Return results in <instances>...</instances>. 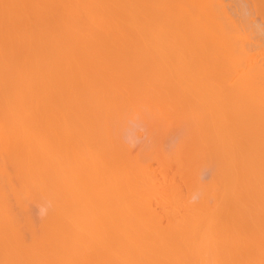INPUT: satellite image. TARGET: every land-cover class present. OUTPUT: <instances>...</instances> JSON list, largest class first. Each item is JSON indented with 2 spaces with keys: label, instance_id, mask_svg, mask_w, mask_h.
Wrapping results in <instances>:
<instances>
[{
  "label": "bare ground",
  "instance_id": "6f19581e",
  "mask_svg": "<svg viewBox=\"0 0 264 264\" xmlns=\"http://www.w3.org/2000/svg\"><path fill=\"white\" fill-rule=\"evenodd\" d=\"M138 77L150 81L146 83L145 78L142 81ZM151 79L163 80L165 83H158L164 86L152 85ZM138 87H141L140 94L146 89L155 95L158 89L167 90L166 94H171L170 88L175 89L176 99L172 96L168 101L171 104L172 98L175 105L166 104V108L185 105L189 95L190 106H185H189L190 112L196 106L202 110V119L200 111L196 117L197 107V115L192 113L196 123L191 113L188 112L186 118H191L186 121L193 122L198 129V134H193L198 147L194 144L193 148L197 147L194 150L191 146L194 151L191 150L190 159L208 161L213 171L211 182L206 185L203 179L201 186L205 189L196 191L201 194L200 200L178 202L184 199V195L183 199L180 195L182 186L177 185V178L169 179L171 171L163 180L165 183L158 185L157 171L138 165L149 171L144 172L147 174L144 176V170L139 173L147 185L144 181L141 184L142 177L138 175L139 189L145 191L147 186V196L138 190V176L133 173L137 182L134 175L129 176L134 177L133 182L130 181L136 183L138 191L135 192L143 194L141 198L134 197L136 193L132 196V189L133 193L129 194V188L135 183L126 185L128 176L123 177L126 179L123 183L129 186L128 189L125 186L126 194L132 196L133 202L136 198L141 199L140 203L151 200L155 191L160 190L159 186L170 191L165 192L166 196L162 194L165 197L178 192L173 195L178 203L175 204L180 207L178 212L182 211L178 213L175 209L169 216L178 213L179 219L173 217L175 221L169 219L168 222L175 223L167 222L165 226L161 224L165 213L160 217L154 214L156 210L145 220L147 214L144 218L141 211L147 209L146 204L136 201L134 205L139 204L141 210L135 209L131 197L124 195L125 191L122 193L123 184L122 190L118 191L121 186H117L118 192L116 188L111 189L116 183L111 187L110 179L119 182L121 175H111L110 169L118 164L120 168L125 167L123 163L127 165V162L119 163L117 155L113 157L114 161L118 160L114 165L113 154L108 153L109 149L111 152L115 149V155L118 148L113 140L105 146L102 137H106L104 131L111 126L114 111L129 100L132 91L139 93ZM160 90L157 94L165 95ZM191 94L198 98L192 97V100ZM184 95L182 103L180 98ZM167 96L163 98L168 99ZM193 101L196 105H192ZM164 105L160 110H164ZM182 107V110L188 109ZM185 114L187 117V112ZM105 115L110 116L109 120L104 119ZM103 123L104 135L100 126ZM94 130L100 137L93 134ZM49 133H55L52 139ZM182 133L187 136L186 132ZM91 138L94 144L103 145L92 146ZM97 138L99 142L94 140ZM103 146L105 151L99 153ZM95 152L102 160L98 166ZM103 160L108 161L106 165ZM109 162L114 166H108L110 175L103 174L110 179L102 186L100 183L106 180L99 174L100 163L107 166ZM130 165L127 167H132ZM162 166L160 175L167 168L165 165L162 170ZM175 166L179 168L176 163ZM123 170L127 169L119 171L123 173ZM103 172L106 173V169ZM97 173L102 182L100 177V181L97 179ZM7 175L15 180L11 178L14 183L8 184L9 187L17 183L16 187L22 188H12L16 193L5 185L3 191L6 190L7 196L10 189V198L16 195L19 201L21 197L25 201L22 192L30 197L34 192L28 191H33L35 186V190L37 187L41 193L44 191L38 198L43 200L48 193L50 198L44 201L49 208L52 203L55 207L51 206L48 219L43 217L40 235L34 236L36 230L33 232L31 227L29 231L34 237L29 239L22 231L28 225L18 226V222L21 223L16 219L18 215L9 210L12 206L7 201L10 199L6 201L7 196L3 199L0 195L3 199H0L3 208L0 210V264H264V0H0V184ZM162 176L166 178V173ZM149 189L154 191H150L151 196H148ZM171 195L168 194L169 201L173 198ZM178 195L180 197L176 198ZM125 196L131 200L127 202ZM115 199L119 200L118 204L121 200L123 209L114 205ZM149 200L147 204L152 201ZM153 216L154 220H149ZM26 222L29 224L28 220Z\"/></svg>",
  "mask_w": 264,
  "mask_h": 264
},
{
  "label": "rangeland",
  "instance_id": "374dc122",
  "mask_svg": "<svg viewBox=\"0 0 264 264\" xmlns=\"http://www.w3.org/2000/svg\"><path fill=\"white\" fill-rule=\"evenodd\" d=\"M139 78V77H138ZM138 78H136V80L138 79ZM142 78V81H143V79L145 78H143V77H141ZM141 78H139V79H141ZM138 79V80H139ZM146 80H145V82L147 81V78H145ZM135 80V79H134ZM151 80H153V79H151ZM141 81V80H140ZM149 81H150V79H148V83H149ZM159 81H162L163 82V80H159ZM158 80L156 81L155 80V82H154V80L151 82L152 83V85H154L155 83V85L157 86V84L159 85V84H161V82L160 83H158L159 82ZM144 82V83H145ZM146 82V83H147ZM154 82V83H153ZM133 83V82H132ZM143 82H142V85L144 84ZM150 83V84H151ZM163 83H165V82H163ZM131 84V83H130ZM134 84V83H133ZM137 84V83H136ZM136 84H135V87H136ZM140 85V84H139ZM139 85H137V86H139ZM141 85V86H142ZM149 85V84H148ZM151 85V86H152ZM131 86H133V85H131ZM144 86V85H143ZM142 86V87H143ZM156 86H154L155 88H156ZM164 86V85H163ZM162 85H161V87H160V85L159 86H157L158 88L160 87V88H162L163 87ZM146 87V86H145ZM150 87V86H149ZM154 87H151V88H153L154 89ZM165 87H167V86H165ZM134 88V86L132 87V89ZM141 87H138V89H140ZM157 88V89H158ZM130 89V88H129ZM128 89V90H129ZM131 89V90H132ZM167 89V88H166ZM169 89V88H168ZM181 89V88H180ZM130 90V91H131ZM137 90V89H136ZM146 90V89H145ZM143 91L141 94H140V92H141V89H140V91H139V93L137 92V91H132L131 92V94L134 96L135 94L137 95L136 97L134 96H132L131 94H130V92H128L129 94H130V97H129V95L127 94V92H126V94H125V96H126V98L127 97H129V100H127V101H123V102H125V103H123L124 105H122V106H120V108L118 109V107H117V109H118V111L116 110V108L114 107V105H111V107L114 109L115 108V110L116 111H114V113H113V110H112V113H113V119L111 118L110 120L112 121V124H111V126H107V128H106V130L104 131L106 134V137H102L103 139H105L104 141H105V146H107V145H109L110 144V142H111V140H113V142L115 143L114 145H115V148H118L116 151H115V155H114V150L115 149H113L114 147H112L113 146V144H112V146H110V148L112 147V149H113V151L111 152V149H109L108 147H107V149H109V152L110 153H108V155H111V153L113 154L110 158H111V160H113V163H114V165H115V163H116V161H118V160H116L115 159V161H114V156L116 157L117 155L118 156H120L118 159L120 160L119 161V163H123V162H127V165L125 164V163H123V165H125V167H121L122 169H127L125 172H124V170H123V173H124V175H125V173H126V176H123L122 174V170L121 171H119L121 168H120V165L118 164V167L117 166H115V167H117V168H112L113 166H112V162H109L108 163V165L107 166H103V165H101V163H100V167H101V169H103L102 171H101V169L99 168V170H100V172L101 173H99V174H101L103 177H105V178H103L104 180H106V179H110V176H109V178H106V175H103V174H107L109 171V165L111 166L110 168H112V169H110V172H112L111 173V175H113V174H115L116 176H118L119 174L118 173H120V175L122 176V179H123V177L124 178H126L127 176H128V180H126V179H120L121 178V176L120 177H118V180H120L119 182H117L115 179H114V181H111L113 178H111L110 179V182L112 183V185L109 183V185H111V187L112 186H114V183H116L115 184V187H110L111 189H114V191H115V188H116V192H118L119 190H122L123 188H125V186L126 185H129L130 186V184H132V186H133V184L135 183H132L133 182V178L135 177V175H136V177L139 175L140 177H142L141 176V174H139L140 172H142L143 170V172H142V174H143V176L144 175H147L146 173H148L149 171H147V170H145V169H142V168H140L141 166L144 168L145 166L147 167V166H150V167H152V169L154 168V171L156 172V175H158V179H157V183H158V185H160L162 182H164L165 183V181H163V180H165V179H167V176H168V174L167 173H169L170 171V177H169V179L171 178L172 180H174V179H176L177 178V180L179 181V184H177L179 187H181L182 186V188H181V190L183 191L182 193L183 194H180L181 196L182 195H184V199H183V196H182V199L183 200H181V201H178V202H182V204H184V201L185 200H187L188 202H186L185 201V204L186 203H192L193 201L195 202V201H197V200H200L201 198H200V195L201 194H199V192L198 193H196V191H201V189H205V187L204 188H202V186H201V184H202V181H203V179H204V181H203V183H205L206 185H208V183H210L211 182V179H212V172L213 171H210V167H209V162L208 161H204L203 159H201L200 160V158H199V160L197 161V162H193L191 159H190V157L192 156L191 154H192V151H194L197 147H198V145L196 144V141H193V139L194 140H197V137H196V139H195V137H194V135L196 136V134H198V132H197V130L198 129H196V125H195V127H194V123H196L195 121H194V119L196 118V117H199V115L202 113V110L200 111V110H198L199 108H198V106H196L197 107V110H198V112H197V114H198V116H196V117H194V116H192V113L194 112L195 113V108L196 107H193V109H191V111H192V113L190 112V108H188L190 105L188 104V102L187 101H189V98H188V96H187V101H186V103H185V105L186 104H188L187 106H185V105H183V104H181L182 106H184L185 107V109H187V110H182V109H184L181 105H176L177 107L179 106V107H181L180 109H181V111H178V108H176V107H174V108H170L171 106L173 107L174 105H175V101L173 102L172 101V98L174 97V95H175V89H169V93L171 92L170 90H173L172 92H171V94H168V92H167V94H166V91L167 90H165L164 92H165V95L168 97V99L165 97V98H163V96H165L164 94H160L159 93V95L157 94L158 93V91L160 90V89H158V91H157V93H156V95H158V96H156L154 93H149V92H147V91ZM147 90H149L148 88H147ZM152 90V89H151ZM155 90V89H154ZM164 90V89H163ZM163 90L161 89L160 90V92L162 91V93H164L163 92ZM183 90V89H182ZM177 91L180 93V91H179V89H177ZM138 94H137V93ZM179 93H178V97H179ZM150 94H152V95H155V96H151ZM122 95V94H121ZM120 95V97L121 98H124V97H122ZM149 95H150V98H149ZM181 95V94H180ZM186 95V94H185ZM183 96V98H180L181 100L183 99L184 100V97H186V96ZM142 96V98H140ZM145 96V97H144ZM173 96V97H172ZM155 97H156V100H154L155 99ZM170 97H172L171 98V102L174 104V105H172V103L170 104V102H168V101H170ZM181 97V96H180ZM192 97H193V95L191 94V99H192ZM195 97H197L196 95H195ZM195 97H193L194 99H195ZM175 99H176V97H174ZM198 98V97H197ZM125 99V98H124ZM131 99H133V101L131 100ZM164 99V100H163ZM190 99V100H191ZM123 100V99H122ZM155 101V103H153V101ZM166 100V101H165ZM183 100L181 101L182 103H184L183 102ZM193 100V99H192ZM191 100V101H192ZM159 103H158V102ZM163 101H165V102H163ZM177 101V100H176ZM130 102V103H129ZM167 102V103H166ZM199 102V101H198ZM201 102V101H200ZM114 103V102H113ZM120 103V102H119ZM133 103V104H132ZM157 103L158 104H160L161 103V105H157ZM163 103L165 104L164 105V110L166 111H164V110H160L161 109V107L160 106H162L163 105ZM190 103V102H189ZM192 103V105H193V103H195V105H196V102H191ZM118 104V103H117ZM122 103H120V105H121ZM127 104H128V106H127ZM166 104H170L171 106H169L168 108H166ZM199 105H200V103H198ZM115 105H116V102H115ZM126 105V106H125ZM134 105V106H133ZM152 105V106H151ZM119 106V105H118ZM125 106V107H124ZM141 108H140V107ZM153 106H154V108H153ZM133 107V108H132ZM137 107V108H136ZM187 107V108H186ZM201 107L202 106H200V109H201ZM124 109V111H125V113H124V111H123V109ZM128 110H127V109ZM129 108H131V109H129ZM162 108H163V106H162ZM171 110H170V109ZM176 108V109H175ZM146 109V110H145ZM175 109V110H174ZM126 110L128 111V113L126 112ZM129 110H131L132 112H130ZM189 110V111H188ZM205 110H206V108H205ZM111 111V110H110ZM160 111H163V113H161ZM168 111H170V114H169V112ZM185 111V112H184ZM199 111H200V114H199ZM107 112H109V111H107ZM106 112V113H107ZM140 112V113H139ZM164 112L166 113V115L164 114ZM172 112H174V113H172ZM178 112L180 113V114H182L181 116H180V114L177 116V114H178ZM187 112V117H186V113ZM188 112L189 113H191V114H189V115H191L192 117V119H193V122H191V124H188V123H190V121L192 120L191 118V120L190 119H186V118H188ZM111 113V112H110ZM137 113V115L135 116V114ZM148 113V114H147ZM150 113V114H149ZM159 114H161V117L159 116ZM169 116H168V115ZM196 113H195V115H197ZM126 115H128V116H126ZM151 115V116H150ZM162 115H164V116H166V117H162ZM175 117H174V116ZM183 115H185L184 117L185 118H180V117H182ZM129 116H130V118H129ZM139 116V117H138ZM146 116H148V117H146ZM110 117V116H109ZM109 117L107 116V115H105V117H104V119L106 118V120H109ZM126 117V118H125ZM138 117V118H137ZM173 119H172V118ZM179 118L178 120H177V118ZM194 117V118H193ZM202 114H201V119H202ZM171 118V119H170ZM104 119H103V121H104ZM122 119V120H121ZM131 119V120H130ZM198 120L197 121H201V119L200 118H197ZM200 119V120H199ZM105 120V121H106ZM124 120V121H123ZM126 120V121H125ZM151 120V121H150ZM177 120V121H176ZM186 120H190L189 122L188 121H186ZM147 121H148V123L149 124H151V125H148V123H147ZM150 121V122H149ZM155 121V122H154ZM124 122V123H123ZM153 122V123H152ZM157 122H160V124L159 123H157ZM166 122V123H165ZM175 122V123H174ZM109 123H111V122H109ZM178 123H179V125H178ZM183 125L184 123H185V125H186V127L185 126H182L181 124ZM200 124H201V122H199ZM99 124H101V122H99ZM104 124V123H103ZM100 125L101 126V132H102V130H104L102 127L103 126H105V124L104 125ZM155 124V125H154ZM161 124H163L162 126H159V125H161ZM96 125H98L97 123H96ZM107 125H108V123H107ZM114 125H116V126H114ZM158 125V126H157ZM169 125V126H168ZM115 128H114V127ZM168 126V127H167ZM177 126V127H176ZM178 126H180V129H179V127ZM197 126H199L198 124H197ZM108 127H110V128H108ZM172 127V128H171ZM181 127H185V129H183V128H181ZM95 128V127H94ZM98 129H99V131H100V127H97ZM97 128H96V130H97ZM113 128H114V130H113ZM166 128H167V130H166ZM179 129V130H177V129ZM187 128V129H186ZM52 129V128H51ZM111 130L110 132L109 131H107V130ZM171 129V130H170ZM203 129V128H202ZM96 130H94V132L95 133H93L95 136H97V137H100V136H98V135H96V133H98ZM160 130V131H159ZM173 130V131H172ZM180 130H181V132H180ZM189 130H191V131H189ZM114 133H113V132ZM179 131V132H178ZM104 132H102V134L104 135ZM107 132H109L110 134H108ZM113 133V136H110V135H112V133ZM119 135L118 137H117V134ZM157 132V133H156ZM159 132V133H158ZM182 132H186V135L187 136H184V133H182ZM189 132V133H188ZM190 132H193V133H191V135H193L192 137H194V138H192L191 136H190ZM197 132V133H196ZM152 133H156V134H153L152 135ZM166 133V134H165ZM170 133V134H169ZM176 133V134H175ZM181 133V134H180ZM99 134V133H98ZM108 134V135H107ZM163 134V135H162ZM178 134V135H177ZM183 134V138H181V135ZM50 135H52V133H49V136ZM54 135H55V133L51 136V137H49V138H53L54 137ZM178 136L177 137V139H176V137L175 136ZM180 135V136H179ZM189 135V136H188ZM108 136V137H107ZM87 137V136H86ZM161 137V138H160ZM187 137V138H186ZM189 137H191V138H189ZM89 138V140H90V137H88ZM93 138H95V137H93ZM107 138V139H106ZM157 138V139H156ZM179 138H181V139H179ZM187 140H186V139ZM83 139H85V138H83ZM101 139V138H100ZM116 139H118V140H116ZM121 139V140H120ZM155 139V140H154ZM183 139L186 141H184L183 142ZM91 140H92V138H91ZM95 141L96 140H98V142H99V138H97V139H94ZM102 140V139H101ZM107 140V141H106ZM158 140H160V141H158ZM188 140H190V144H189V141ZM88 141V140H87ZM103 141V140H102ZM110 141V142H109ZM118 141V142H117ZM97 142V141H96ZM117 142V143H116ZM93 143V140H92V142L90 143V144H92ZM106 143H109V144H106ZM121 143V144H120ZM161 145H160V144ZM177 145H176V144ZM96 144H98V147H99V145L101 144V142H100V144L99 143H96ZM96 144H92V146H96ZM154 144H155V146H154ZM185 144V146H183V145ZM192 144V145H191ZM196 145L197 147L194 149L193 148V145ZM103 144H101V146H102ZM158 145V146H157ZM195 145H194V147H195ZM100 146V147H101ZM121 146V147H120ZM123 146V147H122ZM175 146V147H174ZM179 146L181 147H183V149L181 150V148H179ZM191 146H192V148L194 149H192L191 148ZM97 147V146H96ZM96 147H94V148H96ZM97 147V148H98ZM177 147H178V149H177ZM190 148L189 150L188 149H186V148ZM96 148V149H97ZM103 148H104V146H103ZM106 148V147H105ZM105 148L104 149H102V148H99V149H101V151H99V153L100 152H102V150H104L105 151ZM129 148V149H128ZM99 149H97V151L99 150ZM177 150L179 151V154L180 155H178V152H177ZM192 150V151H191ZM107 151V150H106ZM122 152V155H121V152ZM185 151V152H184ZM189 153H188V152ZM108 152V151H107ZM118 152V153H117ZM95 153H97V152H95ZM103 153H105V154H103ZM103 153H101L100 155H104V156H106V152H103ZM171 153H175V156H174V154H171ZM182 153V154H181ZM131 154V155H130ZM135 155V157H134V155ZM176 154H177V156H176ZM188 154V155H187ZM129 156V158H127L128 156ZM181 155H183L182 157L183 158H180L181 157ZM127 156V157H126ZM131 156H132V158H133V160H135L136 162H137V164H136V162L135 161H133L132 160V158H131ZM138 156V157H137ZM142 157V159H141V157ZM149 156V157H148ZM168 156H170V157H168ZM172 156V157H171ZM108 157V158H109ZM122 157L124 158V160L122 159ZM176 157V158H175ZM97 159H96V164H97V166H98V162H101L102 160H100L99 158H98V153H97V157H96ZM102 158H104V157H102ZM108 158H106V159H108ZM121 158V159H120ZM185 158V159H184ZM106 159H104L105 161H106ZM128 159H129V161H131L132 162V164L130 165V163H129V161H128ZM165 161H164V160ZM177 159V160H176ZM179 159V160H178ZM187 159V160H186ZM189 159V160H188ZM103 160V161H104ZM110 160V161H111ZM141 162H140V161ZM163 160V161H162ZM171 160V161H170ZM175 162H174V161ZM184 161V162H182L183 163V165L181 166V161ZM104 161V163H105V165L107 164V162L109 161V159H108V161L107 162H105ZM122 161V162H121ZM173 161V162H172ZM178 161H180L179 163H178ZM188 161V162H187ZM190 161V162H189ZM200 161H201V163H200ZM134 162V163H133ZM148 162V163H147ZM164 162V163H163ZM170 162V163H169ZM104 163H102V164H104ZM111 163V164H110ZM118 163V162H117ZM117 163H116V165H117ZM164 164V167L162 166V164ZM175 163H176V165L177 166H179V168L178 167H176L175 166ZM185 163V164H184ZM190 163V164H189ZM192 163V164H191ZM195 163V164H194ZM199 163V164H198ZM209 163V164H208ZM128 164L130 165V166H132V167H127L128 166ZM133 164H136V165H133ZM197 164V165H196ZM204 166H203V165ZM206 164H208V166L206 165ZM47 165H48V163H47ZM140 167H139V166ZM165 165H166V167L167 168H165ZM168 165V166H167ZM196 165V166H195ZM200 165H202L201 167L204 169L205 167H207V168H205L204 170L202 169V171L201 170H199L201 167H200ZM161 166H162V170L164 169V170H166V171H162V175H160L161 174ZM199 166V167H198ZM103 167H108V168H105L106 169V173L105 172H103L105 169L103 168ZM127 167V168H126ZM145 167V168H146ZM184 167V168H183ZM188 167V168H187ZM119 168V169H118ZM128 168H131L130 169V171L128 170ZM137 168V169H136ZM139 168H140V171H139ZM169 168V169H168ZM9 169H11V168H9ZM116 169V170H115ZM142 169V170H141ZM147 169H149V168H147ZM167 169H168V171H167ZM196 169H198V170H196ZM115 170V172H113ZM134 170V171H133ZM209 170V171H208ZM108 171V172H107ZM127 171H129L130 173H131V175H127V173H129V172H127ZM147 171V172H146ZM158 171H160V173L158 172ZM186 171V172H185ZM190 171V172H189ZM199 171V172H198ZM99 172V171H98ZM144 172H146V173H144ZM164 172L166 173V178L164 177ZM175 172V173H174ZM179 172V173H178ZM200 172H202L201 173V175H200ZM135 175H134V174ZM177 173V174H176ZM199 174V176L198 175H196V174ZM212 173V174H211ZM98 173H97V176H98V180H99V177L101 178V175H99ZM109 175H110V173H108ZM181 174V175H180ZM207 174H210V175H207ZM12 175V174H11ZM11 175H10V178H8L9 177V175H7V177H6V180H9L8 181V183H7V181H6V183H4L5 181H3L2 180V182L4 183H2L1 182V184H0V195L2 196V198L4 199V197H6L7 196V194H6V190L4 189V191H5V193H4V191H3V188H4V186L5 185H7L8 186V188H10L11 189V191L12 192H16V191H13L12 190V188L13 189H15V187H16V185H18L17 183H16V185L14 184V186H12L13 185V183H12V181L14 180V178H13V176L11 177ZM134 175V177H131V178H129V176H133ZM180 175V176H179ZM185 175V176H184ZM192 175V176H191ZM204 175H206V176H210V177H205ZM6 176V175H5ZM15 176V175H14ZM139 176H138V178L137 179H139V183L137 182V179H136V177H135V179H136V182H137V186L139 185L140 186V181L143 179V177L141 178V180H140V178H139ZM161 176L162 177H164V178H161ZM16 177V176H15ZM112 177V176H111ZM200 177V178H199ZM5 178V177H4ZM11 178H13V180H11ZM115 178V177H114ZM117 178V177H116ZM148 177H146V179H147ZM174 178V179H173ZM185 178V179H184ZM194 178H196V179H194ZM206 178V179H205ZM16 179V178H15ZM102 179V178H101ZM100 179V180H101ZM103 179L100 181V182H102L103 181ZM135 179H134V181H135ZM144 179H145V177H144ZM161 179V180H160ZM170 179V180H171ZM182 179V180H181ZM187 179V180H186ZM108 180H106L105 182L103 181V183L104 184H102V183H100V185H102V186H104V185H106V182L108 181ZM122 180V181H121ZM125 180L127 181L126 182V185H125V183H123V181L125 182ZM130 180H132V182L130 181ZM159 180L161 181V182H159ZM193 180V181H192ZM198 180V181H197ZM15 181V180H14ZM17 181V180H16ZM130 181V182H129ZM144 181V182H143ZM176 181V180H175ZM182 181V182H181ZM192 181V182H191ZM19 182V181H18ZM120 182H121V184H120ZM129 182V184H127ZM142 182L144 183V184H146L145 183V180H142L141 181V184H142ZM147 182V181H146ZM198 182V183H197ZM10 183H12V188L11 187H9V185H10ZM164 183H162V184H164ZM176 183H178V182H176ZM192 183V184H191ZM9 184V185H8ZM20 184V183H19ZM122 184H123V188H122ZM181 184V185H180ZM200 186H199V185ZM36 186H38L37 184H35ZM147 185V184H146ZM19 186H21V185H19ZM117 186H121L120 188H118ZM129 186L127 187V189L129 188ZM134 186H136V183H135V185ZM133 186V187H134ZM137 186H136V189H133V187H131V188H129V194H130V192H131V189L133 190V192H131V193H133V195L132 196H134V194L136 193L135 192V190H137ZM138 186V190L139 191H143L142 189H139V188H141V187H139ZM141 186H145V185H141ZM6 187V186H5ZM42 188V185H40L39 186V188ZM149 187V186H148ZM194 187V188H193ZM8 188H6V189H8ZM17 188H19V189H22V188H20V187H16V189ZM33 189H31V190H33V191H31L30 192V190L28 191V193H32V192H34V194H35V192L37 193V192H39V193H37L36 194V196H34V194L32 195V194H30V197H29V195H27V193L25 194V192H22V194L25 196V201L23 200V198L21 197L20 198V200L21 201H19V198H16V195L15 196H13V195H11V198L9 197L10 196V193L11 192H8V191H10V189L7 191V193H8V196L6 197V201H7V199L9 198L10 199V201L8 200L7 202H9V203H11V204H9V205H11L12 207H9V210H12L11 212L13 213H16V216L18 215V218L16 217V219H18L21 223H19L18 222V224H20V225H18L19 227L20 226H23V227H25L26 225H28V228H22V231L24 232V233H26L27 234V237L29 238V239H33V237L35 236L34 234H36V236L39 234L40 235V233H39V231L41 232V230H39L40 228L42 229V227H41V225H43V220H44V218H45V220L46 219H48L49 217L47 216V214L48 213H50L49 211H50V208H51V206L53 205V203L51 204V206H50V208L48 207V204H47V202H45L44 201V196H43V200H41V199H39V198H41V197H39L38 198V196L37 195H44V191H43V193H41L42 191H38V189H37V187H36V190H35V186H33L32 187ZM102 189V187L100 186H98V189ZM117 188H118V191H117ZM122 188V189H121ZM135 188V187H134ZM151 188V187H150ZM100 189V190H101ZM105 189V188H104ZM104 189H103V193H104ZM107 189V188H106ZM109 189V188H108ZM107 189V190H108ZM145 189V191L146 190H148L147 189V186H146V188H144ZM159 191L161 192V193H159V191H158V193L155 191V193H154V195H156V193H157V195L158 196H156V198H155V196L153 195L152 196V198H151V200H149V199H147L148 197H146L147 196V194H146V192L145 191H143L144 192V194H146V196L144 195V197L147 199L146 201L147 202H141L140 203V200L141 199H139V198H141L142 196H143V194L140 192L139 194H142V196L141 195H138V193H136V195L134 196V197H136L137 195V197H139V198H136V201L138 202L139 201V203H140V205L141 204H143L144 206H145V204H146V206L145 207H147V209L146 208H144V206H141V207H143L142 209H143V211H141V212H144V215L143 214H141V212H140V214H141V216L142 217H144L145 216V214H147L146 215V218H145V220L147 219V218H149L150 216H152V215H150V212H154L155 210V215H157V214H159V216L162 214L163 216H164V213H165V216L163 217L162 215V217L163 218H161L162 220V222L163 223H161L162 225L164 224V226L167 224V222H168V220L170 219V220H174L175 221V219L173 218V217H177L178 219H179V217H178V213L179 212H181L182 211V209H180L181 211H179L178 212V208H180L178 205H176V204H178L177 202H176V200H175V197H174V193H176V192H174L172 195H171V193H168V194H170L171 195V197L173 196V198H171L170 199V201L168 200L170 197L168 196V194H167V197H165L166 196V193L167 192H170V191H164L163 189H162V187H160L159 186ZM194 189V190H193ZM42 190H43V188H42ZM137 190V191H138ZM153 190V189H152ZM178 190H179V188H178ZM187 190V191H186ZM19 191H21V190H18V192ZM125 191V192H124ZM127 190H126V188H125V190L123 189V191H122V193L124 192V195L126 194V193H128V192H126ZM150 191H151V189H149V193H148V196L151 194L150 193ZM189 191V192H188ZM151 192H154V191H151ZM166 192V193H165ZM181 192V191H180ZM202 192H203V196H204V190H202ZM17 193V192H16ZM20 193V192H19ZM41 193V194H40ZM96 193H98V191H96ZM13 194V193H12ZM15 194V193H14ZM45 194H47L46 196V198H45V200L48 198V193H45ZM129 194H126L128 197H131V199H132V201H130L129 200V198L127 199L126 198V196H125V198L127 199V202L128 201H130V202H133V198H132V196L131 195H129ZM153 194V193H152ZM151 194V195H152ZM165 195V196H163V195ZM176 194H178V192L176 193ZM192 194V195H191ZM6 195V196H5ZM18 195V194H17ZM26 195L28 196V197H26ZM113 195V194H112ZM150 195V196H151ZM180 195H178V197H176V198H179L180 197ZM188 195V196H187ZM191 195V196H190ZM197 195H199V196H197ZM22 196V195H21ZM23 196V197H24ZM14 197H15V199H16V201H17V199H18V201H19V203L18 202H16L15 201V199H14ZM19 197H20V195H19ZM143 197V198H144ZM158 197H160L159 199H157ZM165 197V198H164ZM202 197V196H201ZM2 198H0V199H2ZM27 198V199H26ZM50 198V197H49ZM49 198H48V200H49ZM144 198V199H145ZM154 198V199H153ZM190 198V199H189ZM192 198V199H191ZM200 198V199H199ZM2 199V200H3ZM32 199V200H31ZM137 199H139V200H137ZM172 199H174V200H172ZM181 199V198H180ZM27 200V201H26ZM32 202H31V201ZM118 200V199H117ZM116 199H115V201H114V205L116 206L117 204H118V201H117ZM148 200L149 201H151V203H149V204H147L148 203ZM158 200V201H157ZM5 201V200H4ZM43 201V202H42ZM47 201V200H46ZM117 201V203H115ZM135 200H134V202H133V205L135 204V202H136ZM144 201V200H143ZM165 201H167V202H165ZM190 201V202H189ZM0 202H1V200H0ZM50 202H51V199H50ZM50 202H49V205H50ZM120 202H121V200H120ZM120 202H119V204H118V206H117V208H119V209H123L122 207H121V205H122V203L120 204ZM130 202H129V204H130ZM161 202V205L159 204ZM172 202V203H171ZM175 202H176V204H175ZM211 204H212V202L214 203V200L211 198ZM23 203V204H22ZM34 203H36V204H34ZM124 203V202H123ZM170 203V204H169ZM15 204V205H14ZM172 204V205H171ZM26 205V206H25ZM124 205V204H123ZM122 205V206H123ZM131 205V204H130ZM137 205H139V204H137L136 203V205H134V207H135V209H137L139 206H137ZM165 205V206H164ZM168 205V206H167ZM175 205V206H174ZM14 206V207H13ZM21 206V207H20ZM30 206H31V208H30ZM47 207V208H45V207ZM121 208H120V207ZM149 206V207H148ZM151 206H153L152 207V209H153V211H150L151 209ZM182 206H184V205H182ZM25 207V208H24ZM53 207H55L54 205H53ZM164 208V210L162 209V208ZM171 207V208H170ZM14 208V209H13ZM37 208V209H36ZM39 208V209H38ZM45 208V209H44ZM115 208V207H114ZM116 208V209H117ZM166 208V209H165ZM169 210H168V209ZM24 209V210H23ZM52 209H54V208H52ZM139 209H140V207H139ZM145 209L147 210V212L145 211ZM150 209V210H149ZM177 210V212H175V213H177V214H175V216H173V217H171V216H169V213L171 212L172 213V211H173V213H174V211H176ZM0 210L2 211L3 210V208L0 206ZM14 210V211H13ZM36 210V211H35ZM41 210V211H40ZM46 212V211H48V212H44V211ZM141 210V209H140ZM26 211V212H25ZM139 211V210H138ZM163 211V212H162ZM165 211V212H164ZM183 211H185V210H183ZM52 212L53 211H51V214H52ZM146 212V213H145ZM25 213L27 214V215H25ZM44 214L43 216H41L42 214ZM149 213V214H148ZM157 213V214H156ZM172 213V214H173ZM37 214V215H36ZM24 215V216H23ZM148 215H150L149 217H147ZM154 215V216H155ZM15 216V215H14ZM36 216V217H35ZM49 216H51L50 214H49ZM152 217L151 219H149V220H152L153 218H155V217ZM158 216V217H159ZM160 216V217H161ZM33 217H34V219H33ZM44 217V218H43ZM32 218V219H31ZM168 218V219H167ZM176 218V219H177ZM36 219H38V220H36ZM177 219V220H178ZM17 220V221H18ZM22 220H23V222H22ZM28 220V223L29 224H27V221ZM40 220V221H39ZM44 220V221H45ZM148 220V219H147ZM154 220V219H153ZM42 221V222H41ZM173 221V222H174ZM166 222V223H165ZM170 223H173V222H171V221H169ZM168 222V223H169ZM26 223V225H24ZM39 223V224H38ZM42 223V224H41ZM175 223V222H174ZM32 225V226H30V228H29V225ZM168 225V224H167ZM31 227L33 228V235H32V233H31V231H29L30 229H31ZM40 227V228H39ZM21 228V227H20ZM25 229H26V231H25ZM32 230V229H31ZM30 232V233H29ZM26 234H25V236H26ZM28 238H26V239H28ZM30 241H32V240H30ZM29 241V242H30Z\"/></svg>",
  "mask_w": 264,
  "mask_h": 264
}]
</instances>
